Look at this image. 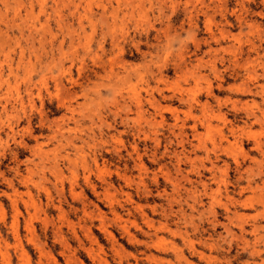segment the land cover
Here are the masks:
<instances>
[{"label": "rangeland", "instance_id": "1", "mask_svg": "<svg viewBox=\"0 0 264 264\" xmlns=\"http://www.w3.org/2000/svg\"><path fill=\"white\" fill-rule=\"evenodd\" d=\"M0 264H264V0H0Z\"/></svg>", "mask_w": 264, "mask_h": 264}, {"label": "bare ground", "instance_id": "2", "mask_svg": "<svg viewBox=\"0 0 264 264\" xmlns=\"http://www.w3.org/2000/svg\"><path fill=\"white\" fill-rule=\"evenodd\" d=\"M258 144V143H257Z\"/></svg>", "mask_w": 264, "mask_h": 264}]
</instances>
